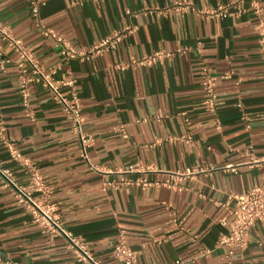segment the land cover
I'll use <instances>...</instances> for the list:
<instances>
[{"label":"crops","instance_id":"obj_1","mask_svg":"<svg viewBox=\"0 0 264 264\" xmlns=\"http://www.w3.org/2000/svg\"><path fill=\"white\" fill-rule=\"evenodd\" d=\"M40 1L39 22L83 53L116 31L133 29L114 49L65 60L39 33L27 1L0 0V24L43 68L57 69L56 79L68 73L75 79L82 131L92 138L84 159L69 122L37 84L30 86L34 118L24 116L18 58L1 43L0 130L39 169L61 228L103 264H118L112 248L119 235L137 264H227L216 244L228 232L234 196L261 182L264 161V75L250 0H241L240 14L235 7L221 16L170 8L188 1L198 11H213L240 0ZM258 3L264 13V0ZM181 47L188 51L156 65L131 64ZM203 63L214 76L228 75L217 81L213 113L203 102ZM174 137L191 142L170 141ZM0 164L14 183L29 186L28 166L12 161L1 142ZM130 167L136 171L127 172ZM141 177L148 186L134 184ZM66 245L63 234L33 222L0 177V264H84ZM202 250L210 254L202 257ZM231 263L264 264L263 223L251 228L247 247Z\"/></svg>","mask_w":264,"mask_h":264},{"label":"built area","instance_id":"obj_2","mask_svg":"<svg viewBox=\"0 0 264 264\" xmlns=\"http://www.w3.org/2000/svg\"><path fill=\"white\" fill-rule=\"evenodd\" d=\"M29 4V9L35 21L39 33L42 37L50 40L58 49L59 54L65 60L70 59H90L92 55L103 52L105 50L114 49L118 41L133 32V29L126 28L122 31H116L94 44L88 53H83L72 47L70 41L63 35L57 33L52 28L46 27L39 22V10L42 5L40 0H25ZM241 0L236 4L228 3L221 5L213 11H198L190 2L182 1L174 3L170 8L176 12L189 11L197 12L209 16H221L229 13L230 9L237 8V13L240 14L243 9ZM253 14L256 18L255 31L257 36L258 52L262 62V71L264 75V13L258 3V0H250L249 3ZM4 43L11 52L17 56L16 64L17 76V92L20 98V105L24 112V116L33 120V112L30 106V86L40 85L46 90L50 99L56 104L66 120L69 122L71 130L79 139L81 146V156L87 159L86 151L92 144V138L85 135L82 131L84 118L81 115V102L75 89V79L68 73L67 77L56 79L55 68H43L37 61L33 53H31L22 43V41L10 33L0 24V44ZM188 51V48L181 47L176 49L174 53L165 51H155L151 55L143 56L138 60H134L131 64L141 66H153L163 59H170L174 54H182ZM202 77L201 87L203 93V102L209 112H214L216 101V84L219 78L226 79L228 75L223 77L214 76L205 63L200 67ZM62 88H67V92H63ZM247 129L248 125L245 126ZM123 138H126V133L123 125L117 127ZM182 140L185 143H190V137H174L170 141ZM0 142L6 148L9 158L23 166H28V183L29 186L18 185L13 182L12 175L9 170L4 169L0 164V177H3L6 185L13 188L14 198L17 203L25 206L30 212L34 223L40 225L45 232L50 234H63L67 240V248L72 251L74 258L78 262L84 264H103L95 259L88 251L86 245L79 237H75L66 233L60 226L55 205L46 201V194L43 178L39 169L33 165L27 164V161L17 151L15 146L5 137L0 130ZM136 168L130 167L127 172H134ZM261 182L251 188L244 195H236L235 206L230 209V221L228 232L220 237L216 247L224 248L225 259L227 264H232L231 259L235 252L243 251L249 240V232L256 223L264 224V161L260 164ZM114 183H108L107 186H112ZM135 185L146 187L149 182L146 178L141 177L134 182ZM34 193H41L43 197H35ZM170 223L173 227L176 226V219L172 215ZM210 254L208 250H202V257H207ZM113 259L118 264H137V255L132 251L122 235L116 239L112 248ZM175 264H188L187 262L175 261Z\"/></svg>","mask_w":264,"mask_h":264}]
</instances>
